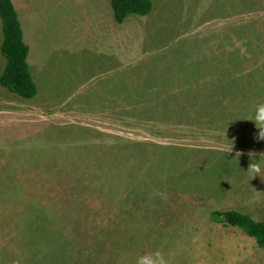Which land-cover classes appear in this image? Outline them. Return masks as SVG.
Here are the masks:
<instances>
[{"label":"rangeland","instance_id":"rangeland-1","mask_svg":"<svg viewBox=\"0 0 264 264\" xmlns=\"http://www.w3.org/2000/svg\"><path fill=\"white\" fill-rule=\"evenodd\" d=\"M12 1L38 94L0 84V264H264L213 215L264 221V0ZM225 28L218 89L190 67Z\"/></svg>","mask_w":264,"mask_h":264},{"label":"trees","instance_id":"trees-1","mask_svg":"<svg viewBox=\"0 0 264 264\" xmlns=\"http://www.w3.org/2000/svg\"><path fill=\"white\" fill-rule=\"evenodd\" d=\"M115 21L123 23L129 16H147L153 9L151 0H111ZM3 43L1 52L6 59V67L0 84L11 93L33 99L38 89L33 81L29 64V47L23 39V30L12 0H0ZM213 215L224 217L228 226L241 229L253 238L258 247L264 249V221H255L251 216L238 211H217Z\"/></svg>","mask_w":264,"mask_h":264},{"label":"crops","instance_id":"crops-1","mask_svg":"<svg viewBox=\"0 0 264 264\" xmlns=\"http://www.w3.org/2000/svg\"><path fill=\"white\" fill-rule=\"evenodd\" d=\"M107 1V0H106ZM178 0H168L167 2H169V5H174V4H177L176 2H177ZM151 2H152V4H153V8L154 9H152V11H151V13L149 14V15H147V16H137V15H132V16H134V17H145V18H148V17H151L155 12H157V10L159 9L158 7H159V5L162 3V0H151ZM173 2H175V3H173ZM112 7V6H111ZM168 8V7H167ZM113 10V9H112ZM168 9H166V11H167ZM168 12H170L169 10H168ZM188 14H190L189 12H188ZM130 17V16H129ZM128 19V18H127ZM126 19V20H127ZM126 20L123 22V23H125L126 22ZM162 21V20H161ZM160 21V22H161ZM187 22H188V18H187V20H186V24H184L185 25V29L186 30H189L188 29V25H187ZM194 22V21H193ZM199 22H200V19H199ZM199 22H198V24H199ZM123 23H121V24H123ZM195 23V22H194ZM192 24V25H197V24ZM119 24V23H118ZM182 25V24H181ZM183 28V27H182ZM190 28V27H189ZM226 28L225 29H222V32H218V33H220V36L218 37L217 36V34L216 33H214V34H212V35H209L207 32H205L204 33V35H202V36H200V44L199 45H201L200 47H201V51H202V57L203 58H201V56H200V59L199 58H197V57H195L196 59H195V61L196 60H200V62L199 63H195V62H193V64H192V66L190 67V71H191V75H190V77L192 76L193 77V74H194V71H196L198 68H202L203 70L204 69H206V70H210V77H211V83L212 84H215V86H216V88H218V89H220V87L221 86H224V85H226V82H217V80H215L214 78H213V75H214V72H217V73H219L221 70H224L227 66H226V59H227V56H226V54H228V53H235V55L236 54H238L239 52H238V50H231L230 49V45L229 44H227L226 42H225V40H224V35H226ZM177 37V35L176 36H173V38L175 39ZM190 37H192V36H190ZM190 37H185V39L184 40H182L180 43H178V44H176L175 46L176 47H180V46H182L183 45V43H184V41H185V45H183V47L185 46V48H187V52H189L192 48H194V47H196V48H198V46H195V45H192V44H188L189 42L188 41H186L187 40V38H190ZM217 38V39H216ZM226 44V45H225ZM199 47V48H200ZM212 47H217L219 50H218V54H216L215 56H212V55H206L205 53H206V51H211V48ZM182 48V47H181ZM198 48V49H199ZM178 48H175V50H176V52L178 51L177 50ZM186 52V53H187ZM172 53H175L174 51H172ZM181 57H183L184 55H180ZM180 59V58H179ZM182 63H183V61H180V63H179V67L182 69ZM208 68V69H207ZM202 75V73H199L197 76H201ZM225 79H223V80H220V81H224ZM217 83V84H216ZM36 84V83H35ZM115 84H118L117 83V81H116V83ZM119 85H121V84H119ZM121 87H122V85H121Z\"/></svg>","mask_w":264,"mask_h":264}]
</instances>
